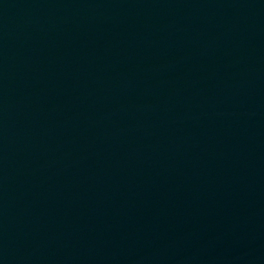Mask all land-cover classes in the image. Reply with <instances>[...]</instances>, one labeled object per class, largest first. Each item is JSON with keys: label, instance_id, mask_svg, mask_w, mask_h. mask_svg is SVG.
<instances>
[{"label": "water", "instance_id": "95a60500", "mask_svg": "<svg viewBox=\"0 0 264 264\" xmlns=\"http://www.w3.org/2000/svg\"><path fill=\"white\" fill-rule=\"evenodd\" d=\"M0 264H264V0H0Z\"/></svg>", "mask_w": 264, "mask_h": 264}]
</instances>
